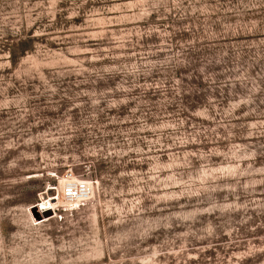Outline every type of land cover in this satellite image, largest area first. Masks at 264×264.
I'll return each instance as SVG.
<instances>
[{"label": "rangeland", "instance_id": "obj_1", "mask_svg": "<svg viewBox=\"0 0 264 264\" xmlns=\"http://www.w3.org/2000/svg\"><path fill=\"white\" fill-rule=\"evenodd\" d=\"M0 264H264V0H0Z\"/></svg>", "mask_w": 264, "mask_h": 264}, {"label": "built area", "instance_id": "obj_2", "mask_svg": "<svg viewBox=\"0 0 264 264\" xmlns=\"http://www.w3.org/2000/svg\"><path fill=\"white\" fill-rule=\"evenodd\" d=\"M90 186L85 181L67 182L63 187V197L67 203L83 201L89 196Z\"/></svg>", "mask_w": 264, "mask_h": 264}, {"label": "bare ground", "instance_id": "obj_3", "mask_svg": "<svg viewBox=\"0 0 264 264\" xmlns=\"http://www.w3.org/2000/svg\"><path fill=\"white\" fill-rule=\"evenodd\" d=\"M71 180H72L73 182H77V181H79V179L74 178V177H72ZM82 181L87 182V184H88L89 186L91 185L90 182H88V181H86V180H82ZM63 182L65 183L66 181L63 180ZM64 183H63V184H64ZM55 199H57V198H52L51 200H55ZM80 202H83V201H75V202H72L70 205H71V206H73V205H74V206H77V205H79ZM44 204H45V203H44ZM49 206H52V202L49 203ZM37 208H38V206H37ZM52 208H53V207L38 208V211L41 213V212H44V211H47V210L50 211ZM31 218H32V217H31ZM47 218H48V217H45V216H44V217L41 219L42 221H40V222H45V221H47ZM37 221H39V220H37ZM34 222H36V221H34Z\"/></svg>", "mask_w": 264, "mask_h": 264}]
</instances>
